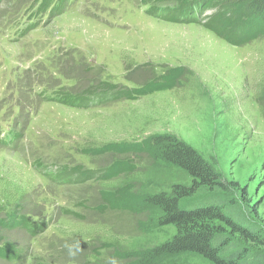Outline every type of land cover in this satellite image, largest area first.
<instances>
[{
    "label": "rangeland",
    "instance_id": "rangeland-1",
    "mask_svg": "<svg viewBox=\"0 0 264 264\" xmlns=\"http://www.w3.org/2000/svg\"><path fill=\"white\" fill-rule=\"evenodd\" d=\"M179 1L69 0L50 16L42 0H0V264H135L172 238L146 201L192 180L157 137L246 187L224 194L228 211L264 237V28L242 23L241 0L160 17ZM213 15L226 22L203 25Z\"/></svg>",
    "mask_w": 264,
    "mask_h": 264
},
{
    "label": "trees",
    "instance_id": "trees-1",
    "mask_svg": "<svg viewBox=\"0 0 264 264\" xmlns=\"http://www.w3.org/2000/svg\"><path fill=\"white\" fill-rule=\"evenodd\" d=\"M68 1L42 0L40 4L45 10L48 9L49 15L52 16L55 11H63ZM191 3L192 0L189 2L180 0L175 7L167 10L171 15L160 17L176 18L186 22L202 21L192 12ZM241 6L239 13H242L246 20L242 23L252 20L256 15L262 23L259 29L264 28V0H241ZM177 9H182L183 12H174ZM150 11L160 15V11L154 7L148 9L147 13ZM191 12L194 13L192 16L189 15ZM180 14L183 17H180ZM216 16L210 17L203 25L211 29L221 27L227 18ZM29 29L31 28L27 27L26 31ZM230 35L237 37L234 31ZM16 133L20 137L18 131ZM155 141L161 158L185 170L192 181L189 186L174 185L170 193L148 197L146 202L161 212L160 223L172 225L175 233L169 240L138 256L135 264H155L156 259L184 253L196 254L211 264H264L263 254H253L254 245H264L262 233L256 227L242 221L238 213H230L229 202L223 197L227 191H234L236 188L245 194L246 187H241L237 181L226 182L221 179L210 164L190 145L172 137H157ZM201 190L209 196L185 204L187 208L181 207L185 199L191 198ZM25 223L26 219L23 218V224ZM7 247L5 256L12 254L16 249L11 245ZM3 250L0 248V252Z\"/></svg>",
    "mask_w": 264,
    "mask_h": 264
},
{
    "label": "bare ground",
    "instance_id": "bare-ground-1",
    "mask_svg": "<svg viewBox=\"0 0 264 264\" xmlns=\"http://www.w3.org/2000/svg\"><path fill=\"white\" fill-rule=\"evenodd\" d=\"M74 16V15H73ZM67 17H69V16H67ZM71 17V16H70Z\"/></svg>",
    "mask_w": 264,
    "mask_h": 264
}]
</instances>
